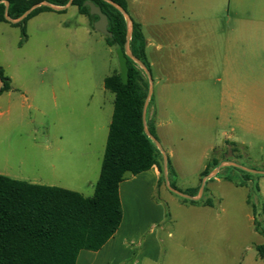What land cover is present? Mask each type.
I'll return each instance as SVG.
<instances>
[{"label": "rangeland", "instance_id": "rangeland-1", "mask_svg": "<svg viewBox=\"0 0 264 264\" xmlns=\"http://www.w3.org/2000/svg\"><path fill=\"white\" fill-rule=\"evenodd\" d=\"M140 1L127 0L129 15L130 5L140 6ZM147 1L146 5L155 3ZM161 1L167 15L181 12L188 4V0ZM220 2L203 5L220 11ZM226 5L224 0L223 9ZM26 28L27 39L22 42L20 27L0 24V66L13 89L0 95V174L33 182L49 176L39 151L57 135L63 136L60 147L85 149L93 162L103 154L115 99L104 80L120 72V64L118 49L108 46L105 35L93 29L89 17L79 14L75 6L64 13L43 12L30 19ZM230 30L224 19L216 29L219 33ZM193 46L192 53L185 51L168 61L174 67L170 74L161 75L151 67V106L159 102L164 86L193 87L183 94L194 103L195 122L191 114L186 121L172 114L174 124L182 129L181 137L172 136L166 143L158 137L163 150L174 152L179 160L180 176L172 181L183 193L189 192L187 188H201L203 172L215 159L229 160L243 172L228 166L204 182V199L211 194L216 197L213 208L189 210L190 203L184 208L156 198L162 203L161 214L166 215L163 228L145 223L143 235L128 243V256L116 264H264L256 250L264 237L250 219L253 204L264 208V175L249 172L264 171V31L249 28L242 41L234 36L199 38ZM54 90L62 97L57 109ZM172 94L177 99V93ZM168 127L164 123L161 129L166 133ZM90 168L89 180L71 187L86 197L94 194L89 181L96 173ZM248 174L250 181L244 187L222 181L242 180ZM166 193L165 189L162 195ZM191 213H211L212 217L209 222L193 220Z\"/></svg>", "mask_w": 264, "mask_h": 264}, {"label": "trees", "instance_id": "trees-1", "mask_svg": "<svg viewBox=\"0 0 264 264\" xmlns=\"http://www.w3.org/2000/svg\"><path fill=\"white\" fill-rule=\"evenodd\" d=\"M4 1L9 3L8 15L12 19H18L35 4L48 2L64 7L70 0H0V24L8 23L20 27L24 42L27 39L26 27L30 19L43 12L64 13L66 10L54 11L46 6L39 7L23 21L14 24L5 18ZM111 1L128 12L126 0ZM87 2L98 6L108 18V31L111 35L105 36L107 45L124 50L127 23L123 14L104 0H73L72 6L78 9L79 14L89 17L93 29L99 17L90 13ZM146 45L142 25L133 20L130 50L151 72ZM127 65L126 83H123L120 72L104 80L106 90L115 96L114 111L93 196L86 197L76 191L36 185L0 174V264H77L81 251H100L119 230L123 219L119 189L127 174L136 176L157 167L161 173L159 184L165 182L163 156L144 131L143 108L149 81L144 71L132 59L128 58ZM0 80L3 83L1 95L11 90V80L1 66ZM151 104L152 97L147 109L146 123L151 134L158 140L149 119ZM218 166L219 163L210 162L203 176L206 177ZM168 173L172 187L177 189L172 181L175 171L169 157ZM249 176L246 175L242 180L231 177L227 180L238 186H245L250 181ZM204 196L203 194L199 200H182L192 205L213 207L214 200H205ZM250 202L249 198L248 203ZM252 208L255 229L264 237V208L259 210L255 204ZM260 216L263 219L261 222ZM256 250L259 258L264 259V243L257 246Z\"/></svg>", "mask_w": 264, "mask_h": 264}, {"label": "crops", "instance_id": "crops-1", "mask_svg": "<svg viewBox=\"0 0 264 264\" xmlns=\"http://www.w3.org/2000/svg\"><path fill=\"white\" fill-rule=\"evenodd\" d=\"M135 1L137 2L138 0ZM209 1L210 0H188V4L185 6L184 10H181V12L176 11V13H170L169 15L161 9V0H154L155 3L153 5H146L148 2L147 0H141L140 6L130 5L132 10V15H130V17L142 25L147 42V59L151 67L157 68L161 75H168L174 70L173 65L168 61L175 60L177 57H180V55H184L185 51L192 53L194 51V41L199 38H211L212 40H216L234 36L242 41L243 38L245 40L247 39L249 28L264 31V0H227V5L224 9V0H221L220 8L222 9H220V11L214 6L203 5ZM185 17L192 18V20L187 22L183 20ZM222 19L225 20L226 25L231 26L232 30H230V32L223 31L219 33L216 31L217 25ZM177 45H179L180 48H177ZM186 88L183 86L173 87L170 85L162 87L159 102L155 103L150 108L149 118L153 123L157 137L161 138L164 143L171 140L172 136L177 135L181 137L182 134L180 126L174 124L171 118L172 114L181 121L188 120L189 114H191V120L195 122V116L193 115L194 103L192 101L189 103L186 100V95L183 94L187 92L188 89H193V87L188 86ZM12 90L11 87L9 93H11ZM173 92L177 93V99L173 98ZM61 98L62 97L57 94L56 90H54L52 101L55 109L58 108ZM65 99L67 98L65 97ZM164 123H167L169 126L166 133L161 129ZM209 125L212 126V124ZM62 140L63 136L57 135L53 138L52 142L50 141L49 147L39 151L41 155L45 157L43 162H46L47 168L50 170L49 176L46 178H36L33 182L29 183L41 186L60 187L77 192V190L71 187H80V185L86 181L87 177L89 180L88 170L90 167H93V169L90 168V170L92 169L91 173H96V178L89 182L91 187L95 188V184L100 176L105 151L97 158L96 162H93L85 149L60 147L59 143ZM166 154L175 171V176L173 178L177 181L180 176L179 160L174 159L175 155L172 151H167ZM192 157H194L193 154ZM210 162H217L220 166L230 161L215 159L210 160ZM160 178L161 173L157 167H153L149 171L136 176L132 175L131 179L125 178L120 184L119 189L123 209V219L119 230L100 251H81L77 259V264H116L125 260L130 252L127 247L128 243H133L143 235V226L145 223L151 222L153 225L158 223L159 227H161V229L163 228L166 215L161 214L162 203L157 202L156 198L160 199L166 205L173 204L178 207L186 208V205L189 203H185L173 197L171 195L173 193L170 192L166 186L159 184ZM222 181L231 182L227 180V178H224ZM231 183L236 187H244L238 186L234 182ZM165 189L169 193L162 195ZM187 191L189 192L185 193L196 194V196L193 197H197L200 192V187L187 188ZM208 198L216 197L211 194ZM213 207L190 204L187 208L190 210V208L200 209ZM188 216H191L193 220L205 219L209 222L212 214L191 213ZM250 219L254 225V215L251 216Z\"/></svg>", "mask_w": 264, "mask_h": 264}, {"label": "water", "instance_id": "water-1", "mask_svg": "<svg viewBox=\"0 0 264 264\" xmlns=\"http://www.w3.org/2000/svg\"><path fill=\"white\" fill-rule=\"evenodd\" d=\"M104 1L111 4L116 9H118L123 14V16L125 17V20L127 23V38H126L125 48H124V50L121 48L118 49V59H119V64H120V76H121L123 83H126L127 79H128V65H127L128 58L132 59L137 65H139V67L144 71V73L146 74V76L148 78L149 90H148V95H147V98L145 100V104H144V108H143L144 131H145L146 135L154 142L157 149L161 152V154L163 156V174H164V178H165L166 187L168 188V190L170 192H172L173 194H175L181 198L189 199V200H199V199H201V197L204 194V190H205L204 182L206 180L212 178V177H215L220 172L221 168L231 166V167H235L237 169H241V167L238 166L237 164L231 163V162L223 163L220 166L216 167L208 176H206L204 178L203 184L200 188L199 195L197 197L190 196V195L185 194V193L175 189L174 187H172L171 182H170V178H169V173H168V156H167L166 152L163 150L160 142L151 134V132L149 131V129L147 127V123H146L147 109H148L150 99L153 95L154 81H153L152 73L150 72L148 67L141 60L136 58L130 50V41H131V37H132V33H133V20L130 17V15L128 14V12L124 8H122L120 5L114 3L111 0H104ZM72 2H73V0H70L69 3L64 7L54 6L52 4H49L48 2H41V3L33 5L29 10H27L18 19H12L8 15L9 3L7 1H4L3 3L6 5V12H5L6 20L11 22V23L17 24V23H20L21 21H23L36 8L46 6V7L53 9L54 11H63V10H66L67 8L71 7ZM87 5L90 7V13L92 15H96L99 17L98 21L94 25L95 30L99 31L100 33H102L105 36L111 35L110 32L108 31V23L109 22H108L107 16L104 15L103 12L101 11V9L98 6H96L94 3L87 2ZM2 87H3V83L0 80V92L2 90ZM249 172L264 175V171H262V172H260V171L259 172L249 171Z\"/></svg>", "mask_w": 264, "mask_h": 264}]
</instances>
